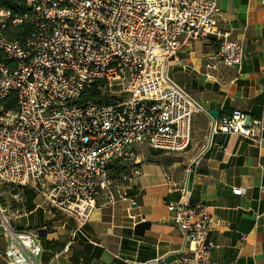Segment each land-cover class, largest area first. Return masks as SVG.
<instances>
[{"label":"built area","instance_id":"1","mask_svg":"<svg viewBox=\"0 0 264 264\" xmlns=\"http://www.w3.org/2000/svg\"><path fill=\"white\" fill-rule=\"evenodd\" d=\"M24 4L23 14L0 8V101L17 94V109L0 116V182L33 187L46 213L86 218L110 192L111 166L129 164L139 174L142 147L186 151L196 112L212 120L210 138L236 133L260 144L259 121L240 110L212 119L170 75L172 61L189 67L180 54L192 41L215 44L203 57L205 75L242 65L247 51L219 28V0ZM23 22L30 26L25 40L9 39L7 30ZM187 194L182 185L179 199L166 203L183 241L168 264H225L211 260L208 236L228 224ZM3 230L5 263L40 264L37 232Z\"/></svg>","mask_w":264,"mask_h":264},{"label":"crops","instance_id":"2","mask_svg":"<svg viewBox=\"0 0 264 264\" xmlns=\"http://www.w3.org/2000/svg\"><path fill=\"white\" fill-rule=\"evenodd\" d=\"M219 6V28L247 51L242 65L205 75L203 57L215 44L192 41L180 54L189 67L173 61L172 75L208 111L224 115L240 110L250 122L259 121L255 133L260 144L236 133L210 138L212 120L196 112L185 160L176 162L185 166L179 182L159 174L145 179L143 166L134 196L104 198L101 193L86 218L48 214L43 198L37 200L38 191L20 189L22 208L11 213L9 223L14 229L46 233L39 236L40 264H168L183 241L166 203L179 199L182 185L190 204H204L228 224L208 236L212 261L264 264V0H219ZM201 45L209 47L203 51ZM237 188L240 194L233 193ZM43 241L62 243L63 249H46ZM8 242L0 225V253ZM0 264H7L1 256Z\"/></svg>","mask_w":264,"mask_h":264},{"label":"rangeland","instance_id":"3","mask_svg":"<svg viewBox=\"0 0 264 264\" xmlns=\"http://www.w3.org/2000/svg\"><path fill=\"white\" fill-rule=\"evenodd\" d=\"M210 46V44H208ZM208 45H201L203 51H206ZM208 46V47H209ZM173 63V61L171 62ZM172 67V64H171ZM171 77L172 70L170 72ZM175 80V79H174ZM186 90V89H185ZM187 91L193 96L192 92L187 89ZM3 115L2 109H0V116ZM143 153V161L139 165V174H134L132 166L125 165L128 168L122 170V172L115 173L114 171L110 172L113 183L109 187V191L104 192L100 197L113 196L118 198L123 196L127 191H132L135 187L137 192L140 188V181L138 177L140 172H142L143 166H145V179H150L151 176L159 174V176L167 177L173 181L177 180L178 182L183 179L184 167L183 165H178L176 162L185 160L184 152L172 153V152H163L153 149H147L146 147L140 148ZM149 176V177H148ZM22 191L15 185L7 184L0 182V224L3 226H10V215L12 212L20 211L22 208L21 200ZM37 196V195H36ZM42 195L38 193L37 200L40 201ZM97 200V199H96ZM4 217V219L2 218ZM4 220V221H3Z\"/></svg>","mask_w":264,"mask_h":264},{"label":"trees","instance_id":"4","mask_svg":"<svg viewBox=\"0 0 264 264\" xmlns=\"http://www.w3.org/2000/svg\"><path fill=\"white\" fill-rule=\"evenodd\" d=\"M0 8L9 9L17 14H23L29 11V8L25 6L24 0H0ZM30 26L27 22H23L17 26H14L7 30L6 36L9 39L17 40L22 43L27 35L29 34ZM0 106L2 108V112L12 111L14 112L17 109V94L16 92H10L4 99L0 101ZM128 168L127 166H111V171L115 173L122 172ZM137 193V188L135 187L132 191H127L125 193L126 197L134 196ZM43 246L46 249L52 251H58L63 249V244L58 243L56 241H43Z\"/></svg>","mask_w":264,"mask_h":264},{"label":"water","instance_id":"5","mask_svg":"<svg viewBox=\"0 0 264 264\" xmlns=\"http://www.w3.org/2000/svg\"><path fill=\"white\" fill-rule=\"evenodd\" d=\"M209 115L212 117V119H215L218 116V111L215 109H209ZM39 232H42V233H38V236L46 234L44 231H39Z\"/></svg>","mask_w":264,"mask_h":264},{"label":"bare ground","instance_id":"6","mask_svg":"<svg viewBox=\"0 0 264 264\" xmlns=\"http://www.w3.org/2000/svg\"><path fill=\"white\" fill-rule=\"evenodd\" d=\"M4 221V220H3Z\"/></svg>","mask_w":264,"mask_h":264}]
</instances>
